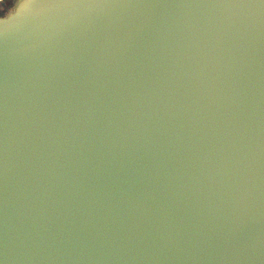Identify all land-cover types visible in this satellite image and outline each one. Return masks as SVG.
Returning <instances> with one entry per match:
<instances>
[{
  "label": "water",
  "instance_id": "1",
  "mask_svg": "<svg viewBox=\"0 0 264 264\" xmlns=\"http://www.w3.org/2000/svg\"><path fill=\"white\" fill-rule=\"evenodd\" d=\"M22 2L0 14V260L264 264V9L20 28Z\"/></svg>",
  "mask_w": 264,
  "mask_h": 264
},
{
  "label": "snow or ice",
  "instance_id": "2",
  "mask_svg": "<svg viewBox=\"0 0 264 264\" xmlns=\"http://www.w3.org/2000/svg\"><path fill=\"white\" fill-rule=\"evenodd\" d=\"M31 7L33 13L20 26L31 24L37 18L47 13L53 16H64L67 13L84 9H121V8H143V7H245L264 9V0H240L238 3H213V4H162L144 3L141 0H23L18 8ZM0 264H4L0 260Z\"/></svg>",
  "mask_w": 264,
  "mask_h": 264
},
{
  "label": "crops",
  "instance_id": "3",
  "mask_svg": "<svg viewBox=\"0 0 264 264\" xmlns=\"http://www.w3.org/2000/svg\"><path fill=\"white\" fill-rule=\"evenodd\" d=\"M11 0H0V14H3L10 6Z\"/></svg>",
  "mask_w": 264,
  "mask_h": 264
}]
</instances>
